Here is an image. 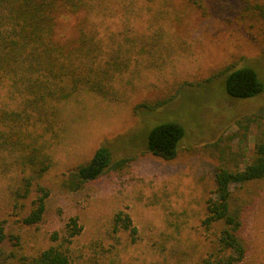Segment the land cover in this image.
<instances>
[{
    "label": "rangeland",
    "instance_id": "rangeland-1",
    "mask_svg": "<svg viewBox=\"0 0 264 264\" xmlns=\"http://www.w3.org/2000/svg\"><path fill=\"white\" fill-rule=\"evenodd\" d=\"M254 2L90 0L82 16L58 17L60 40L73 39L81 19L97 38L137 51L114 81V99L81 90L59 103L54 131L40 139L51 165L34 181L50 189L47 218L38 231L19 221L31 206L34 188L25 199L15 197L20 178L30 170L15 163V152L0 150V218L21 235L19 252L47 247L49 232L61 233L67 218L77 216L82 230L70 247L78 264L199 263L212 238L201 220L218 162L207 144L225 136L249 160L258 129L253 125L243 137L237 121L252 113L264 117V23L249 7ZM227 64L254 69L263 90L246 98L228 95L225 74H218ZM8 88L0 87V106L15 108L18 101ZM166 98L151 110L138 106ZM166 121L184 128L173 159L146 148L148 132ZM101 145L111 148L113 159L129 157L128 163L78 191L64 189L63 174L88 161ZM233 192L247 205L248 252L238 264H264V184L252 181ZM120 209L137 227L135 241L114 228Z\"/></svg>",
    "mask_w": 264,
    "mask_h": 264
},
{
    "label": "trees",
    "instance_id": "trees-1",
    "mask_svg": "<svg viewBox=\"0 0 264 264\" xmlns=\"http://www.w3.org/2000/svg\"><path fill=\"white\" fill-rule=\"evenodd\" d=\"M191 1L200 6L203 0ZM88 7L90 0H0V87H9L18 101L15 108L0 106V150L15 152V163L30 170L20 178L15 191V197L22 200L34 188L31 206L19 218L29 230H40L48 214L50 189L34 181L51 165L40 139L54 131L59 103L81 90L114 99V81L128 69L131 55L137 51L120 43L113 46L110 38H97L81 19L73 39H58V17L65 12L82 16ZM249 7L264 23V0H256ZM218 74H225V90L232 97H251L263 90V83L249 66L227 64ZM167 99L138 106L151 110ZM237 124L243 137L253 125L258 129L249 160L245 161L243 149H235L225 136L207 144L218 162L201 220L203 228L210 231L207 237L212 238L198 264H238L248 252L244 232L247 205L233 190L252 181L264 184V117L252 113L238 119ZM27 127L34 131L30 136L24 132ZM183 136L181 124L166 121L148 132L146 148L163 159H173ZM129 159H113L111 148L101 145L88 161L63 174L61 186L78 191L105 171L122 168ZM113 225L127 231L131 241L136 240L137 227L126 210L114 214ZM81 230L78 217L69 216L61 233L56 229L49 232L51 243L47 247L29 254L19 252L21 235L8 229L6 219L0 218V264H78L70 245Z\"/></svg>",
    "mask_w": 264,
    "mask_h": 264
}]
</instances>
